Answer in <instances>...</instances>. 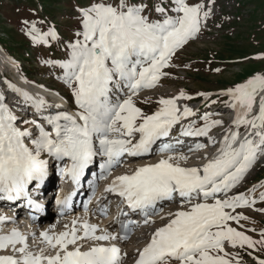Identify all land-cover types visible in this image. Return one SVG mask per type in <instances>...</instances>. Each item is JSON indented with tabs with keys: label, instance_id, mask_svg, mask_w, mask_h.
<instances>
[{
	"label": "snow or ice",
	"instance_id": "6c2138e0",
	"mask_svg": "<svg viewBox=\"0 0 264 264\" xmlns=\"http://www.w3.org/2000/svg\"><path fill=\"white\" fill-rule=\"evenodd\" d=\"M147 8L146 3L128 0L115 4L92 0L77 9L79 29L66 45V58L45 61L62 70L58 79L70 89L75 111L45 115L61 105L48 104L43 97L9 84L40 118L23 121L32 131L18 126L17 115L0 96V199L23 198L29 207L42 211L31 199L29 185L35 182V189L43 185L50 160L63 162V168L57 165L58 171L73 186L72 192L57 197L63 215L71 210L86 170L100 159L99 174L94 173L89 181L91 194L83 202V214L72 218L59 233L40 232L43 247L38 252L30 249L28 237L15 228L0 235V264H126L128 252L120 245L130 240L136 228H152L157 217L164 223L148 233L132 264H240L238 254L226 252L225 245L264 251V231L254 240L229 223L247 220L236 210L254 208L257 203L255 185L247 193H229L264 156V74L219 94L228 97L225 103L234 112L227 128L212 113L200 116L203 123L199 126L196 120L185 124L195 113L178 103L192 98L183 90L168 98L161 96L155 101L156 109L146 113L137 106V98L157 88L172 57L195 38L211 11L200 3L171 0L169 8L155 5L161 18L150 19L144 14ZM22 23L28 25L25 35L34 45L47 46L49 38L59 39L54 28L41 33L35 22ZM199 95L206 101L209 98V94ZM257 97L259 107L253 114ZM148 102L147 98L141 101ZM177 125L179 132L173 137ZM214 128H224L222 139L210 135ZM201 137H207V143H200ZM185 138L193 142L186 143ZM154 146L160 157L155 163L113 176L124 167V157L151 155ZM209 148H215L211 157ZM201 152L203 163L189 166L192 156ZM98 181L108 183L92 212L89 205ZM110 195L118 198L112 224L101 227L90 222V216L107 218ZM259 199L264 202V193ZM165 202L179 207L165 214ZM257 211L264 213V209ZM133 215L141 219L134 220ZM7 222L0 215V225ZM32 239H37L34 233ZM253 259L264 264V259Z\"/></svg>",
	"mask_w": 264,
	"mask_h": 264
},
{
	"label": "rangeland",
	"instance_id": "374dc122",
	"mask_svg": "<svg viewBox=\"0 0 264 264\" xmlns=\"http://www.w3.org/2000/svg\"><path fill=\"white\" fill-rule=\"evenodd\" d=\"M128 1L133 4H148L145 13L152 14L149 16L150 19L153 18L155 5L163 6L165 3L163 0ZM204 1L187 0L189 4H201ZM91 2L92 0H0V52L8 57L24 79L39 84L50 92L54 90L61 96H66L74 108L70 89L58 79L62 75V70L49 66L45 61L66 58V45L75 39L74 34L79 29L77 9ZM109 2L115 4L118 0ZM209 6L211 14L208 17L209 21L202 23L203 30L201 29L195 38L175 53L171 66L163 70L167 75L161 79L162 82H159L157 88L141 93L137 99V106L146 113L156 109L155 101L161 96L168 98L183 90L192 98L201 97L200 93L216 98L229 88L244 83L256 75L264 74V0H209L208 8ZM23 21L29 24L35 22L41 33L54 28L59 39L53 41L49 38L47 46L34 45L25 35L28 25L22 23ZM8 70L13 72L14 69ZM5 80L12 82L13 78ZM146 98L149 102L141 103ZM201 112L206 113V110L203 109ZM207 113H212L209 108ZM213 116L219 117V114L215 113ZM18 118V126L25 127L23 124L25 119ZM227 121L224 123L227 124ZM223 132L224 130L221 131L222 136ZM211 151L207 150V154L209 155ZM203 155L204 153L192 156L190 161L200 162L202 161L200 156ZM262 182L264 158L261 162L256 161L247 178L233 193H247L248 189L256 186L253 197L257 203L254 208L236 210L242 212L248 219L241 220L239 225L235 222L230 224L254 240L260 239L259 233L264 231V213L257 211L264 209V202L259 199L260 194L264 193V187H260ZM225 251L237 253L240 264H257L253 257L264 259V251L233 249L227 245ZM249 252L252 254L249 255Z\"/></svg>",
	"mask_w": 264,
	"mask_h": 264
},
{
	"label": "bare ground",
	"instance_id": "6f19581e",
	"mask_svg": "<svg viewBox=\"0 0 264 264\" xmlns=\"http://www.w3.org/2000/svg\"><path fill=\"white\" fill-rule=\"evenodd\" d=\"M7 57L5 56H3V54L0 52V69H2V68H6V69H9V67L7 66V63H6V61H7ZM10 72H12V71H10ZM23 79V78H22ZM23 80H25V79H23ZM26 81H28V80H26ZM13 82H15V86H19L20 84V82H19V80H15L14 79V81ZM30 82V81H29ZM31 84H34L35 86L37 85L38 87H41V88H43L41 85H39V84H36V83H34V82H31ZM15 88V87H14ZM43 90L45 91V88H43ZM48 90V89H47ZM42 91V93H41V97H43L44 99H45V101H47V102H50V103H54V104H60L61 105V107H63V108H66V103L67 104H69V106H70V108H74V107H72V105L68 102V98L66 99L65 97H63V96H61L60 94H59V96H61L60 98L57 96V95H55V94H48L49 92H47V91ZM143 93V92H142ZM144 95V94H143ZM66 102H64L62 99ZM139 98V97H138ZM137 98V99H138ZM182 107H183V102H178ZM75 109V108H74ZM76 110V109H75ZM20 115V113L18 114V116ZM37 120V119H36ZM18 121V120H17ZM18 124V123H17ZM22 129H24V127L21 125L20 126ZM29 129H33V128H29ZM215 152V148L213 149V151H212V153L210 154V156L209 157H211V155L213 154ZM157 156H159V155H157ZM194 157V156H193ZM45 159H46V156L44 157ZM191 160V159H190ZM148 161H151V159H149ZM154 161H156V160H154ZM197 161V160H196ZM201 162V161H200ZM155 163V162H154ZM203 163V162H202ZM131 165H133L132 163H130V162H125L124 163V167H121L120 169H122V170H128L130 167H131ZM195 165V164H194ZM197 165V164H196ZM189 166H193V165H191L190 164V162H189ZM69 193V190L68 191H66V194H68ZM41 203H42V201H41ZM167 203H170V202H167ZM177 205H172L171 203L169 204V205H167L166 206V208H165V214L169 211V210H172V211H175V210H177ZM0 215H2V216H5L6 214H5V212H3L2 210H1V208H0ZM74 217H76L75 215H69V216H63V217H59V218H57V217H54V216H49V217H47V218H40L39 219V221H36V222H34V223H32V225H31V235H26L27 237H28V244H29V247H30V249L33 251V252H38L39 251V249L41 248V247H43V245L42 244H40V242H39V234H40V232H42V231H46V230H49V229H52L55 233H59L60 231H63L64 230V225L65 224H70V222H71V220H72V218H74ZM108 217H111V215H108ZM107 222L108 221H110V218L108 219V220H106ZM90 222H92L91 220H90ZM11 223H14L13 221L11 222L10 221V224ZM5 224H7V223H5ZM4 225V224H3ZM162 224H161V220L158 218V219H156V224L152 227V228H147V227H141V228H136L137 229V231H136V233H138L139 234V237H142V235L145 233L144 232V230H151V229H154L155 227H159V226H161ZM241 225L243 226V227H245V225L244 224H242V222H241ZM2 225H0V227H1ZM54 226V227H53ZM102 227V226H101ZM246 228V227H245ZM151 232V231H150ZM149 232V233H150ZM35 234L36 235V237H37V239L34 241L33 239H32V234ZM6 233H2L1 231H0V235H5ZM143 241H144V238H143V240H142V242H140L139 244L141 245V246H143ZM123 249H126V245H123V244H121L120 245ZM127 249L129 250V249H135L134 248V246H129V247H127ZM135 254V251L134 250H131V252H130V257H131V259H132V257H133V255ZM130 264H132V260L130 261Z\"/></svg>",
	"mask_w": 264,
	"mask_h": 264
}]
</instances>
